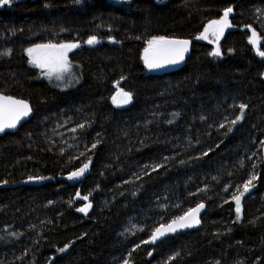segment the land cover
<instances>
[{"label":"trees","instance_id":"obj_1","mask_svg":"<svg viewBox=\"0 0 264 264\" xmlns=\"http://www.w3.org/2000/svg\"><path fill=\"white\" fill-rule=\"evenodd\" d=\"M229 7L222 55L212 56L196 37ZM249 26L264 51V0L0 6V94L33 108L0 138V264H264V57L242 31ZM90 36L101 45L87 46ZM161 36L191 41L189 55L150 72L143 53ZM68 42L80 44L68 55L78 80L60 89L29 66L26 50ZM117 81L130 103L113 102ZM89 158L82 180H60ZM254 174L238 220L232 193ZM80 190L91 197L87 217L74 203ZM200 203L198 231L145 243Z\"/></svg>","mask_w":264,"mask_h":264},{"label":"snow or ice","instance_id":"obj_2","mask_svg":"<svg viewBox=\"0 0 264 264\" xmlns=\"http://www.w3.org/2000/svg\"><path fill=\"white\" fill-rule=\"evenodd\" d=\"M12 3V0H0V6L9 5ZM233 11L232 8H227L223 12V17L221 20L211 21L209 25L204 29V32L196 39H208V33L211 30L212 34L216 37L217 47L210 53L212 56H221L222 52L220 50L218 41L220 36L223 34L224 29L226 27H231L229 23L228 17L229 14ZM250 27V26H249ZM252 43L258 55L264 57V51L260 50L259 47V37L255 30L252 31V37L249 40ZM85 43L88 45H94L99 43L96 36H90ZM191 42L188 40H170L166 37H153L148 41V47L144 50V62L149 69H155L158 67H162L164 64H176L184 59V54L188 51V46ZM80 47L79 43H60V44H43L36 45L34 48L27 49L28 55L31 57V63L40 67L41 69H47L44 75L48 76L49 79L55 75L57 80L64 79V74L70 71L71 65L68 61V52L74 48ZM42 50L45 51V54H40ZM123 79V78H122ZM120 82H116L117 91L116 94L112 97L114 103L118 105L128 104L132 100V93L124 91L120 86ZM242 110L240 115L236 117V119L231 120L230 123L235 125L239 120L243 119L244 113L243 109L247 107L245 104L239 105ZM31 112V108L29 104L24 100H17L11 96L0 95V132H3L7 128H15L19 121L29 115ZM178 115V114H174ZM80 128H84V125H79ZM221 128H224L225 125L221 124ZM231 127L228 128L230 132ZM72 131H76V129H72ZM264 143V142H262ZM97 144L93 143L92 148H96ZM207 153H205L206 155ZM91 163V159L89 158L88 163L83 164L77 171L72 172L69 176V180L78 179L83 176L84 173L89 168V164ZM183 163V161L181 162ZM147 167V166H146ZM157 167H163V165H158L153 167V171L156 170ZM36 179H47V177H29V180ZM258 179L257 175L250 176L242 185L236 186V191L232 193V200L235 202V210L237 213V219H240V215L242 212L241 200L250 192L251 188L255 187L253 183ZM227 190V189H225ZM79 197V193L76 194ZM83 200H87V196L80 197ZM227 202V201H226ZM91 203L86 204L84 207L79 208L78 211L87 213L88 209L91 208ZM205 207L203 203L198 204L195 208L188 209L183 215L178 216L172 219L167 224H161L157 227L151 234V239L149 241H145V243H155L160 237L164 236L169 232H175L178 229L190 228L198 225L200 223L199 213ZM141 231L143 229H140ZM16 235V233H13ZM139 247V245H137ZM61 252L65 251V249H60ZM176 255H179L178 253ZM171 259H175V256L171 257ZM124 264H128V261H125ZM170 264V261H169ZM218 264V262H217Z\"/></svg>","mask_w":264,"mask_h":264},{"label":"water","instance_id":"obj_3","mask_svg":"<svg viewBox=\"0 0 264 264\" xmlns=\"http://www.w3.org/2000/svg\"><path fill=\"white\" fill-rule=\"evenodd\" d=\"M127 1H131V0H127ZM233 1H241V0H233ZM233 13V11L229 14V16ZM226 29H230V27H226ZM242 31L244 32H247L251 35L252 37V31H253V28L251 27H243L242 28ZM256 32V31H255ZM257 33V32H256ZM258 35V34H257ZM170 40H173V39H170ZM191 42V41H190ZM192 43V42H191ZM191 43L189 44L188 46V51L184 54V59L182 61H180L179 63H176V64H164L162 67H158L160 70L164 71V72H169L171 70H174L176 68H178L180 65H182V63L187 59L188 55H189V51H190V47H191ZM97 45H101V43H97ZM87 46H93V45H88ZM254 50H255V53L257 56H259L260 58H262V56L258 55L257 51H256V48L254 46ZM0 95H4V94H0ZM4 96H7V95H4ZM13 97V96H11ZM15 98V97H13ZM17 100H22V99H18V98H15ZM25 101V100H24ZM27 102V101H26ZM31 108V112L29 113L28 116L26 117H23L19 123L17 124V126L15 128H7L5 129L3 132H0V138L5 136L6 134H15L17 133L25 124H27L32 118H33V108L31 106V104L29 102H27ZM264 149V147H263ZM85 177V174L83 176H81L79 178V180H82L83 178ZM60 180H66V181H72V180H69L68 177L67 178H61ZM73 181H76L75 179H73ZM24 184L26 183H19V184H16L13 186V188H17V187H22ZM79 193V197H75L74 199V203L75 204H82L80 208L84 207L86 204L88 203H91L90 200H91V197L90 196H87L88 199L87 200H83L81 199L80 197H83L81 195V190L78 192ZM241 203H242V200H241ZM92 205V204H91ZM205 205V204H204ZM205 208L204 207L200 213H199V219H200V223L194 227H190V228H183V229H178L177 231L175 232H169L167 234H165L164 236L160 237L155 243H147L148 246L150 247H156L158 246L159 244L163 243L164 241H166L167 239L171 238V237H175V236H178V235H182V234H187V233H190V232H196L198 231L200 228H201V219L205 213ZM92 210V206L90 209H88L87 213L85 214L84 212H80L78 211L81 215H83L84 217H87L89 215V213L91 212ZM151 239V238H150ZM149 239V240H150Z\"/></svg>","mask_w":264,"mask_h":264},{"label":"rangeland","instance_id":"obj_4","mask_svg":"<svg viewBox=\"0 0 264 264\" xmlns=\"http://www.w3.org/2000/svg\"><path fill=\"white\" fill-rule=\"evenodd\" d=\"M226 32H227V29L225 28L223 34L219 38L218 44H219L220 50H221V41L223 40ZM202 40L205 43H208V44L212 45L213 50L217 47V43L215 42L216 41V37L212 34L211 31H209V33H208V39H202ZM32 48H34V47H32ZM26 54L28 56L29 66H31L32 68L37 69L39 71V73L41 74V76L44 79L48 80L54 87L60 88V89H69V88H71L72 86H74L77 83L78 79L76 78V75H75V72H74V68H73V66L70 63L69 58H68V61H69L70 65H71L70 71L66 72L64 74V79L57 80L55 78V75H53V77L51 79H49L48 76L44 75V73L47 71V69H41L40 67H37L36 65L31 63V57L28 55L27 52H26ZM40 54H42V55L45 54V51L42 50V52ZM144 55H145V53H143V61H144ZM67 56H68V54H67ZM144 64H145V62H144ZM149 71L150 72H156V71H159V70L157 68H155V69H150Z\"/></svg>","mask_w":264,"mask_h":264},{"label":"flooded vegetation","instance_id":"obj_5","mask_svg":"<svg viewBox=\"0 0 264 264\" xmlns=\"http://www.w3.org/2000/svg\"><path fill=\"white\" fill-rule=\"evenodd\" d=\"M72 50H73V49H72ZM72 50H71V51H72ZM69 53H70V51L68 52V55H69Z\"/></svg>","mask_w":264,"mask_h":264}]
</instances>
